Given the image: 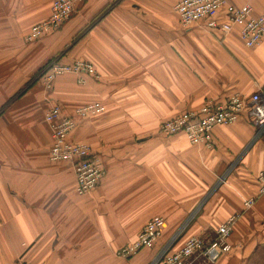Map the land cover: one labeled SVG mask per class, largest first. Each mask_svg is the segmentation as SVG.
Here are the masks:
<instances>
[{
    "label": "crops",
    "instance_id": "obj_1",
    "mask_svg": "<svg viewBox=\"0 0 264 264\" xmlns=\"http://www.w3.org/2000/svg\"><path fill=\"white\" fill-rule=\"evenodd\" d=\"M177 1L83 0L64 25L27 43L52 0H0V264H149L180 227L175 248L190 236L211 239L235 213L232 250L215 264H264V194L244 206L264 169V134L254 139L246 112L214 128L211 149L158 131L207 99L264 85V40L247 48L237 27L223 38L182 27ZM226 1L264 14V0ZM53 59L86 60L97 76L62 75L46 91L40 69ZM95 101L103 113L69 139L87 143L106 174L78 195L70 165L49 159L44 114L54 103L72 113ZM156 215L165 226L155 245L116 256Z\"/></svg>",
    "mask_w": 264,
    "mask_h": 264
},
{
    "label": "built area",
    "instance_id": "obj_2",
    "mask_svg": "<svg viewBox=\"0 0 264 264\" xmlns=\"http://www.w3.org/2000/svg\"><path fill=\"white\" fill-rule=\"evenodd\" d=\"M80 1L52 0L49 15L29 28L24 37L25 42L31 43L57 30L71 17ZM173 8L182 27L198 26L218 38L226 37L237 27L239 37L247 48L256 47L264 40V14H254L249 4L235 6L226 0H178ZM65 74L76 75L79 83H84L85 77L97 76L94 66L86 60L74 59L62 63L53 59L40 74V82L46 91H51L54 80ZM103 111L104 106L98 101L80 105L72 113L64 112L58 103H54L44 114L52 137L49 159L70 165L78 195L91 193L105 176L106 170L101 158L92 152L87 143L71 141L69 134L79 123ZM244 112L257 129L254 139L264 134V85H255L248 94L233 93L219 103L207 99L197 109L184 111L162 121L158 131L167 136L183 133L192 145L211 149L214 145V128L236 123ZM256 182L257 193L244 201L245 207H250L259 195L264 194V169L258 172ZM237 217L238 214H232L220 223L211 239L190 236L175 248L185 225L180 227L157 250L149 264H194L196 261L215 264L232 250L229 236ZM164 226L163 217H151L134 241L116 250V256L128 259L144 248H152L162 236Z\"/></svg>",
    "mask_w": 264,
    "mask_h": 264
},
{
    "label": "trees",
    "instance_id": "obj_3",
    "mask_svg": "<svg viewBox=\"0 0 264 264\" xmlns=\"http://www.w3.org/2000/svg\"><path fill=\"white\" fill-rule=\"evenodd\" d=\"M82 1H83V0H82ZM72 15H73V14H72ZM72 15H71V16H72ZM70 18H71V17H70ZM70 18H69V19H70ZM69 19H67L62 25H64ZM38 40H39V39H38ZM36 41H37V40H36ZM33 42H34V41H33ZM49 63H50V62H49ZM47 65H48V64H46L45 66H43V67L40 69V72H41V71H42ZM40 72H39V73H40ZM39 73H38V74H39ZM41 73H42V72H41ZM65 75H66V74H65ZM73 75H74V74H73ZM39 81H41V80H40V76H39Z\"/></svg>",
    "mask_w": 264,
    "mask_h": 264
}]
</instances>
